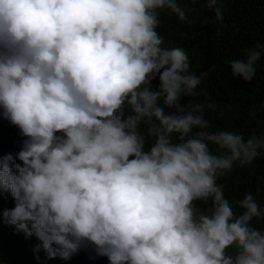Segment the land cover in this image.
<instances>
[{
    "label": "clouds",
    "instance_id": "obj_1",
    "mask_svg": "<svg viewBox=\"0 0 264 264\" xmlns=\"http://www.w3.org/2000/svg\"><path fill=\"white\" fill-rule=\"evenodd\" d=\"M204 4L223 27V0ZM162 11L186 22L196 9L0 0V117L25 138L0 156V196L15 204L2 219L48 259L91 246L109 264H264L252 225L264 210L251 193L230 202L217 182L260 157L264 135L213 130L215 105L197 91L209 73L164 46ZM262 55L257 41L228 62L232 76L252 81Z\"/></svg>",
    "mask_w": 264,
    "mask_h": 264
},
{
    "label": "trees",
    "instance_id": "obj_2",
    "mask_svg": "<svg viewBox=\"0 0 264 264\" xmlns=\"http://www.w3.org/2000/svg\"><path fill=\"white\" fill-rule=\"evenodd\" d=\"M184 4L196 11L189 13L186 22H179L167 11L160 12L158 32L164 38L165 47L186 51L193 72L209 73L197 89L198 92L203 89L208 94L206 102L215 105V110L205 108L206 119L214 131L243 133L246 138L264 135V55L257 62L250 82L233 77L228 64L245 58L246 50L255 42L264 44V0H223V27L216 20L215 12L206 8L204 0L197 3L182 0ZM201 102H205L202 95L184 100V103ZM24 139L18 128L0 117V156L15 157ZM217 182L224 185L225 197L230 202L251 193L264 210V153L246 167L234 166ZM14 206L10 193L0 196V264H109L91 246L82 248L68 260L48 259L42 247L39 252L35 251L41 244L35 236L26 237L3 221L2 212ZM197 207L204 210L205 205L197 202ZM252 225L264 231V218L254 219Z\"/></svg>",
    "mask_w": 264,
    "mask_h": 264
}]
</instances>
